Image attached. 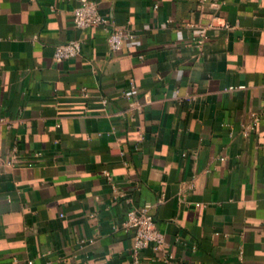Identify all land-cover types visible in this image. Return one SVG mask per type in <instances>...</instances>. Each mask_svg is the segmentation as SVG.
Masks as SVG:
<instances>
[{
	"label": "crops",
	"instance_id": "1",
	"mask_svg": "<svg viewBox=\"0 0 264 264\" xmlns=\"http://www.w3.org/2000/svg\"><path fill=\"white\" fill-rule=\"evenodd\" d=\"M89 1L0 0V264H264V0Z\"/></svg>",
	"mask_w": 264,
	"mask_h": 264
},
{
	"label": "built area",
	"instance_id": "2",
	"mask_svg": "<svg viewBox=\"0 0 264 264\" xmlns=\"http://www.w3.org/2000/svg\"><path fill=\"white\" fill-rule=\"evenodd\" d=\"M205 2L207 0H199ZM73 22L77 28L86 29L101 27L107 33V42L111 52H118L128 43L134 41V34L126 32L115 25L108 17L101 14L97 5L89 0H80L79 6L73 11ZM84 41L71 40L56 47L54 60L62 62L81 54ZM263 114L252 113L251 122L244 128L245 133L255 130ZM115 230L134 233V251L136 255L145 248L165 249L168 245L164 233L159 229L156 219L147 207L130 209L124 220L115 225ZM28 264H33L29 261ZM135 264H140L136 259Z\"/></svg>",
	"mask_w": 264,
	"mask_h": 264
}]
</instances>
